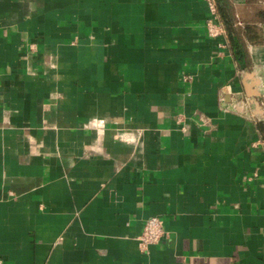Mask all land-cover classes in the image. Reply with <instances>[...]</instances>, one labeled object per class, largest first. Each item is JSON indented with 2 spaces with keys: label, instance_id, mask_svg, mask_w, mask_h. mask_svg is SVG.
Masks as SVG:
<instances>
[{
  "label": "crops",
  "instance_id": "obj_1",
  "mask_svg": "<svg viewBox=\"0 0 264 264\" xmlns=\"http://www.w3.org/2000/svg\"><path fill=\"white\" fill-rule=\"evenodd\" d=\"M229 1L259 42L207 0H0V264H264V0Z\"/></svg>",
  "mask_w": 264,
  "mask_h": 264
},
{
  "label": "built area",
  "instance_id": "obj_2",
  "mask_svg": "<svg viewBox=\"0 0 264 264\" xmlns=\"http://www.w3.org/2000/svg\"><path fill=\"white\" fill-rule=\"evenodd\" d=\"M212 12V16L207 20V28L211 36L217 37L226 35L227 31L224 27L220 15L218 13L216 0H207ZM165 233L163 220L159 216H150L144 223V228L139 236V246L143 251H147L153 244L161 241Z\"/></svg>",
  "mask_w": 264,
  "mask_h": 264
},
{
  "label": "trees",
  "instance_id": "obj_3",
  "mask_svg": "<svg viewBox=\"0 0 264 264\" xmlns=\"http://www.w3.org/2000/svg\"><path fill=\"white\" fill-rule=\"evenodd\" d=\"M218 10L225 26L229 32L233 44L238 45L243 35L247 36L249 41L257 43L260 40L258 26L246 24L243 28L235 25V17L233 14L232 4L229 0H217ZM259 16L264 20V7L259 11ZM238 42H237V41ZM264 133V125L261 127Z\"/></svg>",
  "mask_w": 264,
  "mask_h": 264
}]
</instances>
